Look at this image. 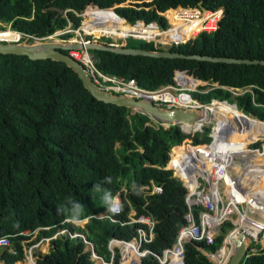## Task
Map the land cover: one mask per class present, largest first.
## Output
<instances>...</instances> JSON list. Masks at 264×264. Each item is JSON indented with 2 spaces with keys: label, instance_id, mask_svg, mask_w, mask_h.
<instances>
[{
  "label": "trees",
  "instance_id": "trees-1",
  "mask_svg": "<svg viewBox=\"0 0 264 264\" xmlns=\"http://www.w3.org/2000/svg\"><path fill=\"white\" fill-rule=\"evenodd\" d=\"M125 1L128 0H0V22L13 30L43 37L62 29L68 21L75 29L80 20L78 13L82 10L80 27L96 21L93 11L112 8L125 23L155 21L164 29L167 23L159 13L167 9L164 15L169 29L189 24L185 33L192 37L200 29L199 22L215 15L218 17V8H221L215 30L201 31L167 49L184 54L264 60V0H130L127 5H121ZM198 1L207 10H217L214 13L205 11L200 18H195V9L180 8L195 7ZM96 14V28H128L116 16L108 17L104 11H96ZM71 35L63 33L58 37L66 39ZM175 37L173 34L172 38ZM100 41L119 45L108 37L102 36ZM123 46L160 49L143 40L138 46L125 43ZM89 51L96 68L123 79L132 77L146 89L172 83L177 70L207 83L238 88L249 86L251 93L245 91L235 96L219 87L188 94L201 103H208L212 98L224 99L234 103L243 113L264 119V64ZM222 106L229 107L227 103ZM238 117L246 120L243 116ZM148 120L147 115L128 107L95 99L82 86L76 73L61 61L0 53V236L7 235L10 242L8 247H0V262L13 264L22 260L21 241L29 239L30 234L19 232L31 233L39 227L48 228H39L35 238L27 244L50 237L58 228H66L69 232L83 233L92 243L93 251L108 261L107 240L110 237L130 240L136 235L138 224L120 225L106 218L93 217L83 227L60 221L64 217L82 218L105 210L121 185L127 192L121 198L120 212L114 215L115 218L125 220L130 208L135 214H150L154 221L153 236L149 242L142 243L141 248L160 254L162 249L170 246L186 210L185 189L169 170L160 167L167 159L170 146L188 136L176 125L168 128L145 125ZM208 131L209 126H203L201 133H193L188 138L191 143L207 142ZM231 133L236 137L230 141L234 147L238 141H247L243 140L247 136L240 131ZM230 138L233 137H227ZM253 138L249 136L248 140ZM245 144L241 143L243 147ZM252 159L255 163L261 162L255 155ZM246 168L252 170L249 166ZM260 173L264 174V171ZM150 181L161 187L159 193L144 194L139 189L140 185ZM243 184L249 189L246 193H251L246 181L243 180ZM231 226L225 221L211 245H205L203 241L185 242L181 264H213L198 248L214 251L219 247L225 229ZM48 242L46 253L34 255V264H93L78 236L61 234ZM121 251L124 264H139V255L131 243L122 246ZM223 253L222 250L220 256ZM27 262L21 264H31V260L27 259ZM110 264H122L116 252ZM140 264L160 263L146 254L141 257ZM240 264H264V248L247 252Z\"/></svg>",
  "mask_w": 264,
  "mask_h": 264
},
{
  "label": "built area",
  "instance_id": "built-area-1",
  "mask_svg": "<svg viewBox=\"0 0 264 264\" xmlns=\"http://www.w3.org/2000/svg\"><path fill=\"white\" fill-rule=\"evenodd\" d=\"M180 8L195 9L197 14L194 16H198V18L204 11L214 13L217 10H207L205 8L201 9L197 6ZM165 11L160 12L159 14L165 17V15H163ZM218 19L219 16L217 17L216 15L207 19H203L200 22L199 31H197L192 37L188 39L193 38L201 31L211 32L215 30ZM138 24L145 27L153 24L156 29L160 28L155 21L143 24L141 21L137 20L132 25L135 26ZM0 26L2 27L0 28V33L5 30H10L13 34L11 37L0 36V42H18L25 37H28V40H39L48 37H58L63 33L72 31L68 24L62 29L55 30L49 35L43 37H34L30 34L13 30L8 26L5 27V25L1 22ZM160 29L161 31L166 30L165 28ZM76 33L79 34L78 30ZM125 37L140 39L146 42H152L155 40L154 38H145L132 33L127 34ZM188 39H166L164 41L153 43V45L159 48L160 44L163 43H169L172 45L183 43ZM61 40L71 41V39L62 38ZM73 40L76 41V38ZM79 41H86V39L79 38ZM66 54L83 67L91 82L100 89L133 97L138 100L141 99L150 101L153 105L160 108H191L198 109L201 112L206 104L200 103L199 101L191 98L188 94L190 91L206 92L208 89L219 87L227 90L231 95L234 96L240 95L245 91H249L251 93L249 86L238 88L231 86H221L216 82L207 83L206 81L197 79L196 77L180 70L174 72L172 76V83L160 85L153 89H146L139 86L132 77L123 79L122 77L104 73L96 68L94 58L91 57L92 55L85 47L67 49ZM195 81L198 83H206V85H209L208 89L202 90L201 86L196 88L198 83H194ZM185 98L189 99L190 103L181 105L179 102H182ZM215 101L229 103L224 99L220 100L216 98L210 99L208 103L211 104ZM233 105L235 107L234 103ZM242 115L249 117L250 120H257L258 123L264 122V119L255 118L252 115L250 116V114L248 115L242 113ZM148 118L149 120L144 123L145 125H150L153 128H168L169 126L176 125L179 131L188 137H191V135L196 132L201 133L203 125L206 124L202 118L198 119V121L194 123L197 124L196 126H192V124H185L183 122L164 123L154 120L150 117ZM238 126L240 127V124H238ZM225 129L226 127L223 129H218L215 123V125H212L210 128L209 133H207V136L209 137L207 142L191 143V140L187 137L186 139L171 145L168 149L167 160L160 168L169 170L171 176L179 180L185 189L184 204L186 206V210L182 215V221L178 226L173 243L170 246L162 249L160 254L154 253L147 248H141L142 243H147L152 238V227L154 224L153 219L148 214L140 213L137 216L132 217L133 212L130 213V217L125 223H138L143 225H138L135 228L136 237H134L140 257L150 254L160 264H181V258L183 256V244L185 242L203 241L205 245H211L214 241V238L221 233V227L225 221L230 222L232 226L225 229V233L223 234L219 247L214 251H207V253H205L206 251H202L200 248H198L208 260L211 262L215 261L213 264H218L222 259V257H220V252L222 249H224V254L229 249H232V241H234L241 230H243L249 237L247 249L248 252H257L258 250L264 248V244L262 246L260 245L259 248L249 247L250 243L255 241L258 233L260 231H264V209L262 207V211H259L261 208H258V205L260 204L258 203V195L252 196V198L249 199L245 197L246 190L249 189L240 184L239 175L236 174L239 169H247L246 167L248 166L250 169H252V171H249L251 174L264 171V161L255 163L252 159V157L256 154H264V135L257 134L255 138L246 142L244 148H242L241 145H235L237 146V150H235V147L232 146L226 137ZM259 140L262 141L259 142ZM257 142L258 144L254 145ZM140 188L143 189L144 193L147 194L158 193L161 191V187L159 185L153 184L152 182H150L149 186L143 185ZM118 199V196H116L111 208L114 205H118ZM256 204L258 205L256 206ZM252 214H259L261 215V218H252L250 217ZM248 217L251 218L252 221H256L255 223L258 224V229L254 233L245 230V228L241 225L244 220L249 219ZM115 243L120 244L121 247H125V245H127L129 242L123 239L110 238L107 242V248L111 255L110 260L104 261L101 256L96 255L93 251H90V257L96 260V262L92 260L93 264H110L113 255L112 246ZM8 244V237L5 235L0 236V246H7ZM85 244L91 246L88 241H86ZM230 254L227 255V258L223 264H226ZM121 258L122 254L118 261L123 263Z\"/></svg>",
  "mask_w": 264,
  "mask_h": 264
},
{
  "label": "water",
  "instance_id": "water-1",
  "mask_svg": "<svg viewBox=\"0 0 264 264\" xmlns=\"http://www.w3.org/2000/svg\"><path fill=\"white\" fill-rule=\"evenodd\" d=\"M180 7V6H179ZM197 7L204 9L201 1L197 2ZM100 9V8H98ZM112 13L113 10L110 9ZM85 47L88 50H105L113 53L143 55L150 57H166V58H185L209 62H223L236 64H264V60L247 59V58H233L223 56H210L205 54H184L177 51H170L168 49L160 48L155 50H147L143 48L124 47L123 42L119 45L107 44L95 39H86V41L70 42L62 41L61 39H54L52 37L43 39H31L25 37L18 42H0L1 54H18L25 55L29 59H51L61 61L66 66L70 67L80 79L82 86L95 99L106 103L128 107L130 110L140 112L148 117L161 121L164 123L170 122H190L195 123L201 119V113L198 109H181V108H160L153 105L150 101L136 99L133 97L116 94L111 91L100 89L94 85L90 78L85 73L83 67L75 60L70 58L64 51L70 48ZM233 105V103H229ZM234 106V105H233ZM241 113L243 111L239 110ZM248 235L241 230L233 241V251L231 252L226 264H240L243 257L247 254L248 249ZM93 249V247H92ZM140 264V256L138 257Z\"/></svg>",
  "mask_w": 264,
  "mask_h": 264
},
{
  "label": "rangeland",
  "instance_id": "rangeland-1",
  "mask_svg": "<svg viewBox=\"0 0 264 264\" xmlns=\"http://www.w3.org/2000/svg\"><path fill=\"white\" fill-rule=\"evenodd\" d=\"M129 1L130 0H128V1H125V2H123V3H121V5H127L128 3H129ZM110 9H112V8H106V9H100V10H102V11H104L105 12V15L106 16H108V17H111V16H115V14L114 13H112L111 12V10ZM221 9V8H220ZM100 10H95V11H93V13H95L96 11H100ZM83 11V10H82ZM81 11V12H82ZM81 12L78 14L79 15V17H80V20H79V25L74 29V28H70V29H72V31L71 32H66V33H72V35L70 36V37H68V38H66V39H73V38H76L77 40H79V38H83V39H90V38H92V39H95V40H99L100 41V38L103 36V37H108V38H110L111 39V42L112 43H118V44H120L121 43V41L123 42V43H125V44H127L128 46H138L139 45V42H140V40H138V39H132V38H130V37H125V36H122V37H110V36H106V33L107 32H99V31H95V30H86V29H88L89 27H94V26H96L97 24H98V16H97V14L95 13V16H96V21L94 22V23H92V26H91V24H83L81 27H80V25H81V20H82V16H80L81 15ZM163 15H164V13H163ZM220 16H221V11H220V15H219V18H220ZM163 18L165 19V21H166V23H167V26H166V30H164V31H161V29L159 28V29H153V28H155V26L152 24V25H150L149 27L150 28H152L151 29V36H152V38H154L155 40H153L152 41V43H157V42H159V41H164V40H179V39H181V40H186V39H188V38H190V36H188V32L187 33H185V34H183V35H181V37H179L178 39H174V38H172L170 35H166L168 32H170L171 30H173L174 29V27L172 28V29H169L170 28V24L167 22V20H166V17H164L163 16ZM122 21V20H121ZM121 21H120V23H121ZM123 22V21H122ZM200 23V22H199ZM2 24H4V23H2ZM69 24V27H70V22L68 21L67 22V24L66 25H68ZM126 27H128L129 28V30H128V34L129 33H132V31H133V29L134 28H137V26L135 25V26H133V25H129L128 23H123ZM5 25V27L6 26H8L9 27V25L8 24H4ZM87 25V26H86ZM90 25V26H89ZM121 25V24H120ZM0 28H1V26H0ZM78 30V32H79V34L78 33H76V31ZM88 31H91V33H93V34H95V35H97V37H94L92 34H88L87 32ZM143 31V30H142ZM147 32V31H146ZM9 34V35H8ZM157 35V36H156ZM0 36H3V37H11V36H13V34H12V32L10 31V30H5V31H3V32H1L0 33ZM86 36H89L90 38H87ZM73 37V38H72ZM125 37V38H124ZM52 38H54V39H61V38H59V37H57V36H55V37H52ZM103 42H105V41H103ZM170 46V44L169 43H163V44H160V48H164V49H167L168 47ZM89 53L92 55V53H91V51H89ZM91 57H93V55L91 56ZM194 83H198L197 81L196 82H194ZM211 85V84H210ZM199 86H201V88H202V90H206V89H208V87H209V85H206V83H204V82H200V83H198V85L196 86V88L197 87H199ZM195 88V89H196ZM234 96V95H233ZM194 99V98H193ZM196 100V99H195ZM196 101H198V100H196ZM195 101V102H196ZM218 102V104H216ZM181 105L182 104H188V103H190V100L189 99H187V98H185L182 102H179ZM197 103V102H196ZM201 103V102H200ZM214 103V102H213ZM226 104V102H221V101H215V105H210V107H213V108H216V109H223L221 106L223 105V104ZM204 104H206V105H209V103H204ZM212 104V103H211ZM228 104V106L230 107V109H232L233 111H230V110H224V111H226L227 113H230V114H234V115H238V116H242V113L238 110V109H236L233 105H231V104H229V103H227ZM131 111H133V110H131ZM227 113H221V115H228ZM249 115V114H248ZM251 116V115H250ZM245 118V117H244ZM256 118V117H255ZM206 124H204L203 126H209L210 128L212 127V125H215V122L214 121H209V122H205ZM247 124H252V122L251 121H247ZM217 126V125H216ZM236 126H238V124H236ZM210 128H209V131H210ZM231 129H236L235 127H231ZM209 131L207 132V133H209ZM242 131V130H241ZM243 133H247V131L246 130H243ZM228 136H230V137H233V138H230V140H228L229 142L232 140V139H234V138H236L235 136H233L232 135V133H231V131L228 133V135L226 136V137H228ZM247 136V135H246ZM256 136V135H255ZM238 138H241V137H238ZM241 139H243V138H241ZM249 139V138H248ZM248 139H247V137L245 138V139H243V140H247L248 141ZM247 141H238V142H236L235 143V145H237V144H239V143H246ZM260 141H262V140H259V142ZM241 145V144H240ZM115 146H117V144L115 145ZM233 146V145H232ZM242 146V145H241ZM234 147V146H233ZM237 147V146H236ZM236 147H235V149H236ZM242 148H244L243 146H242ZM237 150V149H236ZM255 157L258 159V160H260V161H264V154H263V156H259V155H255ZM234 169V168H233ZM249 171H252V170H249V169H239L237 172H236V174L237 175H239V178H240V184L243 186L244 184H243V180L244 181H246V183H247V185L248 186H250L251 187V189H252V192L251 193H245V197H247V199H249V198H252V196H256V195H258V198H260V196H262V194L264 193V187H263V185H264V174L263 173H260V172H257L256 174L254 173V174H251ZM260 187H261V190H260ZM258 190H260V191H258ZM257 193H259V194H257ZM250 217H252V218H255V219H258V218H261V215H259V214H257V215H254V214H252V215H250ZM258 217V218H257ZM249 218V217H248ZM234 219V218H233ZM84 220L85 219H82V220H79V221H74L73 223L74 224H76V225H79V226H83L84 225ZM250 220H251V218H249V219H247V220H244L242 223H241V225L245 228V230L247 229V227H248V225H249V222H250ZM61 231H57V233H60ZM35 234H36V230H34L33 232H32V234L31 235H29V239L28 240H31V239H34L35 238ZM130 241H132V246L134 247V249L136 250V246L134 245V237L133 238H131L130 239ZM35 243H38V245L37 246H35V247H32L31 248V250H30V252H31V260L32 261H34V259H35V257L36 256H34L35 254H37V253H41V254H43V253H46L47 252V250H48V244H49V242L48 241H46L45 239H39V240H36L35 241ZM138 243V242H137ZM264 244V231H260L259 233H258V235H257V237H256V239H255V241H252L251 243H250V245H249V247L251 248V247H257V248H259L260 247V245L262 246ZM89 245L88 244H86L85 246H84V248L85 249H89ZM113 248H112V253H114V252H116V254H117V256H118V259H119V257L121 256V254H122V251H121V249H122V247L120 246V244H114L113 246H112ZM92 248V247H91ZM140 250H141V248H140ZM25 254H24V257H23V260H21V261H16L14 264H18V262H19V264H21V263H25V262H27L26 261V258H25V256H29V253H28V251L27 252H24ZM205 253H207V251L205 252ZM90 259L91 260H94L93 258H91L90 257ZM121 260H122V258H121ZM32 261H31V264H32ZM94 262H96V260H94ZM213 262H215V261H213ZM28 263V262H27ZM121 263V262H120Z\"/></svg>",
  "mask_w": 264,
  "mask_h": 264
},
{
  "label": "bare ground",
  "instance_id": "bare-ground-1",
  "mask_svg": "<svg viewBox=\"0 0 264 264\" xmlns=\"http://www.w3.org/2000/svg\"><path fill=\"white\" fill-rule=\"evenodd\" d=\"M172 9H174V8H171L170 10L173 11ZM100 11H102V10H100ZM173 12H176V11H173ZM95 13H93V14L95 15ZM177 13H181V12H177ZM181 14H184L185 17H187V18L190 17V16H187L185 13H181ZM115 16L118 19H120L116 14H115ZM195 18H198V17H195ZM136 26H137V28L133 29L132 34H135L137 36H142L145 38H152V36H151V29L152 28H150L151 26L145 27V26H140L139 24ZM188 26H189V24H184L181 26H175L174 29L171 30L170 32H168L166 35H170L172 37V35L175 34L176 37L174 39H178L179 37H181V35L185 34ZM92 29H94L95 31H99V32H107L106 36L115 37V38L126 36L128 34V30H129V28H126V29H101V28H96V27H92ZM153 29L155 30L156 28H153ZM87 33L89 34V33H91V31H88ZM72 41L78 42L77 39H76V41L71 40L70 42H72ZM216 104H218V102ZM210 105H215V103L204 106V108L200 112L201 113L200 117L203 119L204 122L214 121L215 123H217L216 127L218 129H221V128L223 129L224 127H226V129H225L226 132H230V131L239 132L240 131L241 133H243V130H246L247 133H243V134L247 135V139L249 138V136H253L255 138L256 137L255 135H257V134H263L264 135V122L258 123L257 120L253 121V120H250L249 117L242 115L243 117H245V119L247 121L253 122L250 125V124H247L246 120L239 118L237 115L230 114V113H227L226 111H224V110H232L229 107L221 106L223 109H216V108L210 107ZM221 113H227L228 115H221ZM183 123L190 124V122L189 123L183 122ZM234 124H240V127L239 126L236 127V125H234ZM231 127H235L236 129L233 130V129H231ZM239 144H241V143H239ZM239 144H237V145H239ZM258 203H260V204L259 205L256 204V206L258 205V208L259 207L261 208V210H259V211H262V207L264 209V193L262 194V196H260ZM255 222L251 220V222L248 225L246 230L250 231L252 233L256 232L258 229V224ZM222 250L224 251V249H222ZM232 251H233V241H232V249H229L225 254L223 253V255L220 256V257H222V259L220 260V262L218 264H223L227 258V255H229ZM136 254L139 255V252L136 251Z\"/></svg>",
  "mask_w": 264,
  "mask_h": 264
},
{
  "label": "clouds",
  "instance_id": "clouds-1",
  "mask_svg": "<svg viewBox=\"0 0 264 264\" xmlns=\"http://www.w3.org/2000/svg\"><path fill=\"white\" fill-rule=\"evenodd\" d=\"M167 160V159H166ZM179 181V180H178ZM151 182V181H150ZM150 182L149 183H147V184H144V185H150ZM153 183V182H152ZM154 184V183H153ZM156 185H158V184H156ZM141 186H143V185H140L139 186V189H141L140 187ZM183 187V186H182ZM143 192H144V190L143 189H141ZM126 192H127V190H126V188L124 187V185H121L120 186V188L119 189H117L116 190V192L113 194V196L111 197V199H110V203L108 204V206H107V208L105 209V210H103V211H99V212H97V213H95V214H92V215H90V216H85V217H82V218H72V217H64V218H62V220L60 221V223H62V222H70V223H73L74 221H79V220H82V219H85L84 220V224L88 221V219L90 218V217H93V218H95V219H103V218H106V219H108L110 222H118L120 225H123V224H132V223H125L128 219H129V217H130V213L131 212H133V214H132V217L134 216H137L138 214H135V212H134V210L132 209V208H130L129 210H128V212H127V214H126V219L125 220H123V221H121V220H117L116 218H115V216L114 215H116V214H118L119 212H120V205H121V198L122 197H125L124 195L126 194ZM159 193V192H158ZM144 194H147V193H144ZM152 194H156V193H152ZM116 196H118V200H119V203H118V205H114L112 208H111V206H112V204H113V201L115 200V198H116ZM143 214H148V213H143ZM148 215H150V214H148ZM151 217V216H150ZM152 218V217H151ZM123 222V223H122ZM74 224V223H73ZM136 224H138V223H136ZM76 225V224H75ZM138 225H141V226H143L142 224H138ZM81 227V226H80ZM83 227V226H82ZM39 228H48V227H39ZM39 228H36V229H34V230H36V232H37V230L39 229ZM33 230V231H34ZM61 231L60 233H57V231ZM32 231V232H33ZM32 232L31 233H29V232H27V231H22V232H19L20 234H32ZM61 234H67L69 237H74V236H78L79 238H81V240L83 241V243L85 244V242L87 241L86 239H85V236H84V234L83 233H79V232H69L66 228H58L50 237H41V239H45L46 241H49V239L50 238H53V237H55L56 235H61ZM4 236V235H3ZM5 236H7V235H5ZM8 237V236H7ZM134 237H136V235L134 236ZM110 238H114V237H110ZM109 238V239H110ZM133 238V237H132ZM40 239V238H39ZM38 239V240H39ZM108 239V240H109ZM114 239H117V238H114ZM8 240H9V238H8ZM108 240H107V242H108ZM29 240L28 239H25V240H22L21 241V243H22V249H23V254H25L24 252H27L28 251V253H29V256H25V258H26V261H27V259H29V260H31V252H30V250H31V248L32 247H35V246H37L38 245V243H32V244H27V242H28ZM85 241V242H84ZM125 241H128L129 243H131L132 244V241H130V240H125ZM89 242V241H88ZM107 242H106V247H107ZM134 242V245L136 246V243H135V241H133ZM90 244H91V246L89 247V249H85V250H88L89 251V258H90V251H93V249L91 248V247H93V245H92V243L91 242H89ZM128 243V244H129ZM9 244H10V242H9ZM9 244L7 245V246H0V247H8L9 246ZM127 244V245H128ZM86 245V244H85ZM126 245V246H127ZM137 249V251H138V247H136ZM108 249V248H107ZM109 251V250H108ZM94 252V251H93ZM248 252V251H247ZM95 253V252H94ZM96 254V253H95ZM203 254V253H202ZM97 255V254H96ZM113 255H114V253H113ZM113 255H112V258H113ZM110 251H109V260H110ZM139 257V256H138ZM102 258V257H101ZM103 259V258H102ZM140 259H141V257H140ZM23 260V259H22ZM104 260V259H103ZM108 260V261H109ZM21 261V260H20ZM32 261V260H31ZM105 261V260H104ZM111 261H112V259H111ZM16 262V261H15ZM14 262V263H15ZM13 263V264H14ZM0 264H3L2 262H0ZM32 264H34V261H32ZM122 264H124V263H122Z\"/></svg>",
  "mask_w": 264,
  "mask_h": 264
},
{
  "label": "crops",
  "instance_id": "crops-1",
  "mask_svg": "<svg viewBox=\"0 0 264 264\" xmlns=\"http://www.w3.org/2000/svg\"><path fill=\"white\" fill-rule=\"evenodd\" d=\"M89 6V5H88ZM169 9V8H168ZM167 10V9H166ZM123 23H125V22H123ZM90 26V25H89ZM91 26H92V24H91ZM92 30V28L91 27H89L88 29H86V30ZM94 30V29H93ZM97 32V31H96ZM95 35V34H94ZM97 36V35H96ZM152 236H153V234H152ZM134 248V247H133ZM135 250V249H134ZM135 251H137V250H135Z\"/></svg>",
  "mask_w": 264,
  "mask_h": 264
}]
</instances>
